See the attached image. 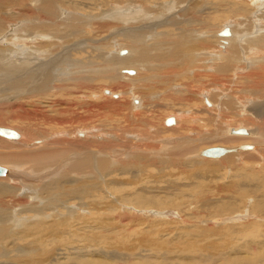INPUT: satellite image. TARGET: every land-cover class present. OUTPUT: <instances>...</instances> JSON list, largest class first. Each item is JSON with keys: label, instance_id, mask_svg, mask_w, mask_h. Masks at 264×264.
I'll use <instances>...</instances> for the list:
<instances>
[{"label": "bare ground", "instance_id": "bare-ground-1", "mask_svg": "<svg viewBox=\"0 0 264 264\" xmlns=\"http://www.w3.org/2000/svg\"><path fill=\"white\" fill-rule=\"evenodd\" d=\"M169 1L0 0V125L6 124L7 121L20 123L17 130L23 134L21 141H18L20 137L17 139L4 137L3 139V136L0 135V166L8 169V175L0 177V264H115V262L118 264L112 257L122 252L121 250H127L121 249L123 244L118 246L121 241L124 243L128 241L127 236H122L123 233L126 234L129 229L134 230V227L143 226L146 223L144 220L149 218L156 219L158 217L160 219L162 216L163 219L167 218L165 221H173V219H169L172 218L175 211H173L174 213L168 211L158 213L143 208V202H141L143 198L133 199L130 192L125 194L126 188L122 184L115 186L118 189L117 192L120 195L123 193L124 196L118 195L108 202L109 199L106 200L102 197L104 192L101 186L88 175L94 176L96 172L100 177L103 175L114 176L115 173L134 175L131 181L124 182V185L133 186L137 183L135 175L144 173L147 166L157 168L161 166V173L165 174L166 169L168 170L172 165L173 168L177 166L180 169L185 168L184 172L189 175V178H204L214 170L208 164L200 161L209 158L201 156L202 151L199 152L200 148L207 145L231 146L254 142L260 148L258 147L259 150L253 153L245 152L255 151L257 147L254 145L224 148L229 149L230 152L212 159L223 157L226 166H232V170L236 174L242 175L237 181L226 184L217 191L208 190L209 194H205L203 191L199 196H195L194 201L204 202L209 196H218L222 191L226 193L233 191L241 199L253 198L255 205L251 212L264 216V180L257 187L250 186L245 173L254 167L252 164L239 167L236 165L237 160L242 157L245 159L242 155H253L255 158L256 155L264 154V139H256L257 132L254 130V126H258L260 135L264 138V0L236 1L235 4L238 5L247 2L254 13H251L249 9H244L243 12L246 11L244 15L247 14L245 18H235V21H230L232 25L228 23L229 19H226V23L217 27V30H210L204 21V15L208 12L206 10H210L206 0H171L168 4ZM231 2L234 4V0ZM247 20H249L248 23ZM231 26L232 34L230 36H218L220 30ZM159 27L166 28L155 34V30ZM85 28H91L93 35L99 38L98 41L87 39L82 34ZM109 29L116 30L110 32ZM106 32L109 37L102 38ZM148 36H152V38H148ZM84 45H89L90 53L86 47H83L82 50L79 48ZM74 46H79L78 51H84L89 55L81 61L73 60L67 54L74 51ZM122 51H128L126 56L120 55ZM114 53L116 54L114 55ZM37 55L39 57L35 58ZM11 58L14 60L11 61ZM18 58L25 59L27 62L17 64ZM58 60L62 61L57 62ZM143 67L144 70H141ZM131 69H135L137 75L130 71ZM203 75L209 79L206 84L202 83ZM68 76L69 79H66ZM121 78L124 83L121 82ZM53 79L56 82L67 84L63 87V89L70 88L71 92L68 90L70 93L68 92L67 95H75L81 91L79 95L83 96V101L80 100V103L88 101L91 97H103L101 96L103 91H99V94L89 91L96 92L104 88L102 83L106 81L108 86L105 88L111 90L106 89L104 92L110 91L112 96L115 93L114 89L121 88L123 91L118 92L119 96L132 97L133 101L137 103L146 95L153 100L166 97V101L176 100L180 105L182 102H188L190 107L196 102L204 106L198 112H204L207 116L205 121L199 120L202 123L201 127H188V130L193 128L197 133L194 137L188 135L186 132L188 130L184 128L187 125L182 120L183 125L179 128L181 131L183 129L181 133H187V135L185 140L182 139L183 141H180L179 144L175 142L177 145L173 146V148L181 147V149L183 147L182 151L179 149V152L177 150L174 155L168 156L167 153L170 151L168 141H157L162 142L160 152L152 150L147 155H152L153 152L155 155L159 153V156H164L165 160L151 165L146 157L135 156L134 153L138 152L134 151L135 146L130 143H134V139H143L144 143L148 142L151 137L158 138L160 131L156 133L150 130L149 116L138 115L135 117L137 107L134 102L120 104L118 100L114 101L112 98L111 104L113 103L118 108L125 106L122 111H130L128 115L121 117L123 121L119 119L112 122V119L108 123H100L105 129H96V126L93 127L87 123L91 127L74 129L70 134L65 135L66 138L64 136L56 140H50L51 134L58 130L56 126L55 130L50 127L51 129L42 131H37L34 127L41 125L47 127L51 124L52 126L53 124L62 125L72 121V117H60L61 112L57 115L59 104H57L59 107L55 113L56 116L42 115L39 118L41 123L38 125L34 122L33 124L25 123L27 120L22 122L25 119L23 115L29 117L25 110V107L29 106V101L35 106L36 104L39 106L43 101L44 107L49 110L56 105L57 102L51 103L52 99L56 100L54 99L56 96L52 92ZM200 84L202 87L199 89ZM214 89H218L219 93H215ZM136 91H142L143 97L138 96ZM198 95L200 98L197 97ZM12 101L15 102L12 103ZM87 105L90 106V104ZM83 109L85 110V108ZM95 109L96 107H94ZM52 112L54 111L52 110ZM64 113L63 115H65ZM94 114H101L100 106L94 111ZM76 116L78 118L75 119V122L82 124L85 122L84 125H87L86 122L89 121L87 117L91 120L95 118V115L77 114ZM100 116L103 118L102 114ZM250 118L254 121L251 125L252 128L247 122ZM32 119L35 120L31 117L30 120ZM242 121L245 124L244 128H250L251 132L241 129L243 127H238L239 129L236 130L231 128L233 124L238 126ZM175 122L174 119L173 125L176 124ZM73 123L71 122L72 127H74ZM238 130L244 131V133L232 132ZM133 132L138 134L134 135ZM78 133L86 134L87 138L82 139L89 141V143L86 141L90 144L89 147H92L97 139H102L103 134L113 133L120 138V141L116 142L123 145L126 142L128 148L113 152L116 155H112V157H107L102 150L98 152L84 151L85 153L81 156L76 153L78 151L76 146H71L73 143H70L67 148L64 147V143L79 139ZM130 134H133L132 139L128 138ZM60 135L62 133H59ZM90 137L96 139L95 143L90 142ZM67 138L68 140H66ZM69 138L72 140L69 141ZM105 140L106 138L102 143ZM112 140L114 141V139ZM103 145L104 143L101 144V146ZM112 146H114L113 143L109 146V150L114 149ZM133 151L134 153H132ZM196 152H199L198 157H202H196L198 162H185L184 158L187 157V160H194ZM127 158L132 160L127 162ZM173 159L177 161L168 162ZM113 164L122 165L113 168ZM236 170H245V172L239 173ZM167 189L176 190V186L174 187L173 183ZM141 191L144 192V189ZM120 200L129 204L133 201L138 206L136 208L142 210L138 212L133 207L134 215H131V211L126 209L130 205L124 208ZM72 201L78 203L75 209H70L71 205L69 204ZM170 202L172 201L170 200ZM209 205L216 207L210 202ZM118 206L123 211L114 216L113 212L118 210ZM60 208H62L61 211ZM76 208L79 211H76ZM94 211H96L95 216L87 217L86 214ZM238 219L240 218L235 216L232 219L224 217L219 220L222 225H228L237 223L234 221ZM219 220L217 219L216 222ZM165 223L171 224V222ZM117 225L121 228L119 231H117ZM155 225L157 223L149 222L146 229L155 232ZM158 225L163 226L164 224L159 223ZM213 225L212 227H220L217 224ZM230 229H226L225 233L228 234ZM249 230L248 226L242 232H238L236 229L231 236L228 234L227 238L218 244L220 246L230 245L233 243V236H236V233L247 235ZM213 233L216 232L208 229L202 230V240H210L214 236ZM108 237L111 240L108 243L109 250L111 248L112 251L107 252L110 259L104 260L107 255H104L100 244ZM207 237L209 238L207 239ZM61 240L65 241L62 243L67 244V248L72 244H78L76 251L78 249L86 251L75 252L76 255L68 253L67 257H60L56 246L58 247ZM145 241L152 244L148 237ZM129 244L136 247L133 242H129ZM215 244L210 243L206 246L192 244L181 249V252L218 250L220 246ZM247 246L251 248L253 243L248 242ZM137 247L142 246L140 244ZM158 250L160 249L157 248ZM174 250V248L173 250L168 249L167 253L164 252V257ZM135 251L131 253L135 254ZM238 255L239 253H237ZM219 256L231 257L233 254L222 250L219 252ZM116 258L118 257L116 256ZM128 259L131 261V258L128 257ZM189 264H192V260H189ZM227 264H248V262L238 261Z\"/></svg>", "mask_w": 264, "mask_h": 264}, {"label": "rangeland", "instance_id": "rangeland-1", "mask_svg": "<svg viewBox=\"0 0 264 264\" xmlns=\"http://www.w3.org/2000/svg\"><path fill=\"white\" fill-rule=\"evenodd\" d=\"M170 1L168 2V4H170ZM236 1L238 2L240 0H234V4L231 2V0H206L205 1L209 5L210 10H206V12L207 11L208 12L204 15V21L206 22V25L210 28V30H212V29L217 30L221 24L226 23V21H227L226 19H229L228 23H230V21H235L236 20L235 18H245V16L247 14L244 15V13H246V11L243 12L244 9H249L251 13H254V11L251 10V7L249 6L250 4H248L247 2H245V3L243 2V3H239L242 5H238V4H235ZM248 2H250V0H248ZM235 9H236V11H235ZM241 12H242V16H241ZM248 22H249V20H247V23ZM166 24H168V23H166ZM161 26H163V24H161ZM165 28L166 27L157 28L155 30V34L162 32L163 30H165ZM231 28H232V26L230 28L222 29V30H225V29L228 30L229 31L228 35H220L219 33L222 31V30H220L218 32V36H220V37L230 36L232 34ZM167 29H170V28H167ZM109 30L111 32V31L116 30V29H109ZM207 32H208V30H207ZM82 34L87 39H91V41H93V40L98 41V39H99L98 37L93 35V31L91 28H88V29L85 28V30H84V32H82ZM107 34H108V32L104 33L102 35L103 36L102 38H105V37L108 38L109 36ZM118 38H120V37H118ZM148 38H152V36H148ZM206 39H208V38H206ZM88 46L89 45H87V46L84 45L82 47L78 46V47L81 48V50L83 47L84 48L86 47V49L88 50V53H90L91 51L88 49ZM78 47L77 46L75 47L76 51L74 48V51L72 50V51H70V53L68 52L67 55H68V57L70 56V58H72L73 60L81 61L82 59H85L89 54L85 53L84 51H81V50L78 51ZM18 48H19V46H18ZM111 50H113V49H111ZM124 51L121 52L122 54L120 53L121 56L127 54V52H128L127 51V52L123 53ZM256 53H257V55H259L258 52H256ZM111 54H113V53H111ZM115 54L116 53H114V55ZM37 57H39V56L37 55L35 58H37ZM10 60L13 61L14 58H11ZM16 61L17 62L19 61L17 64L27 62V60L22 59V58H18ZM35 61H37V59H35ZM59 61H62V60H58L57 62H59ZM141 70H144V67L141 68ZM130 71H133L134 74L137 75V72L135 69H131ZM66 79H69V76ZM201 80H204V81H202V83L206 84V83H208L209 79L206 75H203L201 77ZM121 82L124 83V80L122 78H121ZM53 83H54V87L52 88V90H53L52 92L55 94L54 96H56V97L54 99H56L57 101L56 100L53 101V99H52L51 103L57 102L56 105H54V107L49 110L48 108L44 107L43 101L41 104H39V106H38V104H36V106H35V104H31V101H29V106L25 107V110L27 112V115H29V117L27 118L26 115H23L25 117V119L22 121V122H25L27 120L25 123L30 122L29 124H33V122H34V124L38 125L39 123H41L39 118L42 115L48 114L51 116H56L55 113L58 110V107L60 105V107H62V108L59 107V110H58L59 112H57L58 113L57 115H59V113L61 112L59 115L60 117H62V118L72 117L73 118L72 121L67 122V123H63L62 125L53 124V126H52V124H51V126L48 125L47 127L44 125H41V126H44L45 128L44 127L42 128L41 126L34 127V129L37 131H42L43 129L48 130L51 128H53L52 130H55L57 127L58 130H55L51 134L50 140L51 139L56 140L57 138L59 139V137L62 138L65 135L70 134L74 129L89 128L90 125L93 127L96 126L95 127L96 129H99V128L105 129V127H103V124L110 122L112 119H113L112 122H116L117 120L121 119V117L123 115H128L130 113L129 110L122 111V109L125 108V106L118 108V107H116V105H113V103L111 104L112 100H114V101L118 100V102L120 104H128L130 102H132V103L134 102L132 97L126 96L123 98V97L119 96L118 92L123 91V89H121V88L114 89L115 93L113 96L110 95V93H111L110 91L104 92L106 89H110V88H105L106 86H108V83L106 81L102 83V86H104V88H101V89L97 90L96 92L94 90L89 91V92H92L95 94H99V91H103V94H101V96H103V97H100V98H98L97 96L91 97L88 100L89 102L85 101V102H81V103H80V100L83 101V98H82L83 96L79 95L81 91L79 93H76L75 95L70 96V95H67L68 92L70 91V88L69 89H63V87L67 85L65 82L59 83V82L54 81V79H53ZM201 87H202V85L200 84L198 88L200 89ZM61 88H62V90H61ZM215 88H217V87H215ZM71 90H72V88H71ZM138 90H140V89L138 88ZM206 90H208V89H206ZM214 90H215V93H219L218 89H214ZM64 91H65V93H64ZM55 92H57V93H55ZM72 92H74V91L72 90ZM86 92L87 91L85 90V93ZM136 92H137L138 96H140L141 98L143 97L142 91H136ZM79 96H80V99H79ZM197 97L200 98L199 95ZM76 98H78V99H76ZM112 98H114V99H112ZM167 100H168V98H167ZM14 102L15 101H12V103H14ZM182 103H181V105H182L181 106L180 103H178L176 100L169 99V101H166V97H163V98L158 99V100H153L152 98H150L147 95L144 98H142L141 101L138 100V103L136 101L134 102V104L137 107V110H136L137 115H135V117L138 115H143V117H144V115L149 116V118H148V120L150 119L149 125L151 126V128H153V129L150 128V130H152V132L154 131L156 133L160 131V133L158 134L159 135L158 138L151 137L150 140L148 142H145V143L143 142V139H138V140L134 139V141H133L134 143L131 142L130 144H133L135 146L134 151L137 150V152H138V153H134V151L132 152L135 154V156L138 155V157H143V158L146 157L148 159V162H150L151 165H153L157 162H162L165 160L163 155H162L163 157L159 156L160 155L159 153L157 155H155V153L153 152L152 155H147L152 150L160 152L162 142H157V141H161V140L168 141V143L170 144V146L168 144L170 151L169 152L167 151L168 152L167 154H168V156H170V155L172 156L176 153L177 150L179 152V149H181V147H179V148L175 147L176 149L173 148V146L177 145L175 142H178V144H179L180 141H183L182 139L185 138L187 133H188V135H191L192 137L196 136L195 134H197V133L194 132L195 130L193 128H191V130H188V127L189 126L190 127L192 126L194 128H197V126L201 127L202 123L199 120L202 119L203 121H205V118L207 115L204 112H198V110H201L200 108H202L204 106L199 104V103L194 102L193 106L190 107L189 106L190 103H188V102H182ZM45 104H47V103H45ZM57 104H59V105H57ZM80 104L84 105L85 107L80 105ZM87 104H90V106ZM186 104H187V106L185 107ZM183 105L185 108L183 107ZM204 105H205V102H204ZM98 106L101 107V114H102L103 118H101V116H100L101 114L97 115L98 114L97 112H96L97 114H94V111L97 110ZM66 107H68L69 109ZM70 107H72V108H70ZM89 107L91 110L89 109ZM94 107H96L95 110H94ZM79 108H80V110H79ZM83 108H85V110ZM88 109H89V112H88ZM52 110L54 112H52ZM63 112H65L64 113L65 115H63ZM69 112H71L72 115H70L71 113H69ZM77 114L78 115H95V118H92V120H93L92 121L91 118L87 117L89 119V121H87L86 124L90 123V125H88V124L84 125L85 122H83L81 120L80 121L83 122V124L75 122V119L78 118L76 116ZM31 115H33V116H31ZM31 117L34 118L35 120H33V119L30 120ZM169 117L174 118L176 121L175 122L176 124L166 126L165 120ZM50 118H53V117H50ZM182 120H183L184 124L187 125V126H184V128H186V130H188V131H186L187 133H181L183 131V129L181 131L179 128V127H182V125H183ZM71 122H74L73 123L74 127H72ZM247 122L250 125V127L252 128L251 125L254 122L253 119L250 118ZM100 123H103V124H100ZM4 125H0V127L3 126V128H6V129L12 128V130H15L18 134H20V139L18 141L22 140L23 134L20 130H17L18 127L20 126V123L16 124L14 122L7 121V123ZM239 125L237 126L236 124L235 125L233 124L231 126V128L236 130V129L243 127L241 129H245L248 132L251 130L248 127L244 128L243 125H245V124L243 121L240 122ZM203 127L207 128L206 126H203ZM171 128H174V129H171ZM156 130H158V131H156ZM254 130L257 132V135H256L257 138L256 139H264L260 135V131H259L258 126H254ZM58 131H59V133H62V135L59 136ZM176 132L180 135H178ZM200 132H202V131H200ZM56 133H58V134L56 135ZM156 133H154V134H156ZM78 134L79 135H77V137H79V139L76 138V140L75 139L72 140L71 138H69V141H70V139L72 141H70L69 143L68 142L64 143L65 144L64 147L67 148L70 143H73V144H71V146L72 147L76 146V148L78 149V151H76V153H79L80 155L84 154L85 152H91V150L96 151V152L102 150L105 152V155H107V157H112V155H116L113 152H118L122 148L123 149L128 148V146H127L128 144L126 142H124V145L116 142V141H120V138H119V136H117V134H113V133L103 134L102 135L103 138L102 139L100 138L101 140L97 139L96 143H95L96 139L93 137H90L89 138L90 142L95 143V144H93L92 147H89L90 144H88L89 141L87 139H82V138H87V137H85L86 136L85 133H78ZM133 134L137 135L138 133L133 132ZM133 134L128 135V138L132 139ZM66 137L67 136H65V138ZM243 137H246V136H243ZM0 138H1V136H0ZM2 138L4 139V137H2ZM104 138H106V140L108 139V141L110 140L109 141L110 143L105 140L103 142L104 145L101 146V144H103L102 141ZM112 139H114V141ZM152 139H154V140H152ZM66 140H68V138ZM98 140H100V141L98 142ZM169 140H170V142H169ZM18 141H13V142H18ZM86 141L88 143H86ZM114 142L117 144L116 146H115ZM111 143H113L115 147L112 146V148H114V149L109 150V148H110L109 146H111ZM246 145H254L257 147V149L255 151L243 150V151H248L245 153L257 152V150H259V148H260V146L254 142H246V143H241V144H236V145H231V146L213 144V145H207V146H204L203 148H200L199 152L203 151L204 149H209V148H220V147L221 148H237L239 146L241 147V146H246ZM94 146H95V148H94ZM2 149L4 150V148H2ZM183 149L184 148L182 147V149L180 151H182ZM163 150L166 152L165 149H163ZM199 152L195 153L196 156L194 155L195 156L194 160H187L188 157L184 158L185 162L197 161L196 157H198L197 154ZM240 153H244V152H240ZM95 154H97V153H95ZM231 154H238V153H231ZM81 156H83V155H81ZM242 156H244L245 159L243 157L240 158V160L236 161V165L239 167L242 165L251 166V164H252V166L254 168L252 170L246 171V173H245L246 179L249 182L250 186H254V187L259 186L261 181L264 180V154H261V156L256 155L257 156V157H255L256 159L253 157V155L250 156L247 154V155H242ZM132 158H133V156H132ZM198 158H202V157H198ZM205 159H208V160H200V161H203L204 163L208 164L210 166V168H213L214 170L209 172L206 176H204V178H200V177L199 178H189V175L187 173L185 174V172H184L185 168L180 169L178 166L176 168H173L172 165H171V168H169L168 170L166 169L165 174L161 173V168H162L161 166H160V168H157L155 166H150V167L147 166L144 170V173H142L140 175H135L136 179H137V183L133 186H130L127 184L124 185V182L125 181H131L132 176H134V175H129V176L128 175H118L119 173H115L114 176H112V175L104 176L103 175L104 177L101 176L102 178L99 175H97V172L95 173L94 176L88 175L89 178H93L96 182H98V185L101 186V189L104 192V193H102V195H103L102 197L106 198V200L109 199L108 202L112 201L118 195H120L117 192L118 189L116 188L115 185L116 184H122L123 187L126 188V191H124L125 194L130 192V194L133 195V199H142L143 198L141 200V202H143V204H142L143 208H147L151 212H158V213H166L167 211L174 213L173 211H175V213L172 215V218L169 219V220L173 219V221H165V220H167V218L163 219V217L160 215L161 216L160 219L158 217H156V219H150V218L146 219V221L144 220V222H146V223L145 224L143 223L144 225L141 224L143 226L134 227V230L129 229V231L126 234L123 233L122 236H127L128 241L126 243L121 241L118 244V246H121L123 244L121 249H127V250H121L122 252L117 253L116 256L118 258H116V256L112 257V258H115V261H117L118 264H120V263L124 264V262H126V261L127 262L125 264H189V260H192V264H227L229 262H238V261H247L248 264H264V216L262 217L256 213L251 212L252 209H254V205H255V201L253 198L241 199V197H239V195L236 192L232 191V192L226 193L225 191L224 192L222 191V193L219 194L218 196H209L207 198V200L204 202L194 201L195 196H199V194L202 193L203 191L205 194H209L208 190H210L212 192L217 191V190L221 189L222 187H224V185L229 184V183L234 182V181H237V179L242 175V174H236V172L234 170H232V166H230V167L226 166V162L224 161L223 157L217 158V159H212V158H205ZM220 159H221V161L223 160V162H221ZM131 160L132 159L127 158L126 161L128 162ZM176 161L177 160L173 159V160H169L168 162H176ZM133 162H135V160H133ZM121 165L118 166L116 164H113L112 167L117 168V167H120ZM210 168H208V169H210ZM208 169H204V170H208ZM236 171L239 173L245 172V170H236ZM204 174H206V173H204ZM204 174H202V175H204ZM173 183H174V187L176 186V190L170 191L167 188L169 186H171ZM217 185H218V187H217ZM208 187H210V189H208ZM105 188L107 191L105 190ZM142 189H144V192L141 191ZM171 192H172V195H171ZM105 195H106V197H105ZM120 196L121 197L124 196L123 193ZM170 200L172 202H170ZM121 201L122 200H120V202ZM193 201H194V203H193ZM209 202L211 204L215 205L216 207L210 206ZM121 204L124 205L123 206L124 208L126 206L130 205L129 208H126V209L128 211H131L130 212L131 215H134L132 212L133 207H135V209L138 212L142 210L140 208H136L138 206L133 201H131V204L122 201ZM180 204H181V206H180ZM69 205H71L70 209H75V207L78 206V203H77V201L76 202L72 201ZM121 209L122 208L120 206H118V210L113 212L114 216H116V214L117 215L120 214V212L123 211ZM59 210L61 211L62 208H60ZM76 211H79V210H77V208H76ZM80 213L82 214V212H80ZM95 214H96V211L90 212V214H86V215H87V217H89V216L92 217V216H95ZM75 215H78V214H75ZM235 216L239 217L240 219H238L237 221H234V222H237L234 224L222 225L221 220H219L220 218H224V217H226L228 219H232ZM217 219L219 220V222H216ZM149 222L157 223V225H155V232H154V230H151V229L148 230V228L146 229ZM165 222H171V224H167ZM159 223H163L164 225L159 226L158 225ZM218 223H220L221 225ZM207 224L209 226H201V225H207ZM213 224H217L220 227H218V226L212 227V226H214ZM247 226L250 227V230H249L247 235H244L242 233L241 234L236 233L237 235L233 236V238H234L232 240L233 243H231L230 245L223 244L222 246H220L218 244L221 241H224V239L227 238L228 234H229V236H231V234L234 230L237 229L238 232H242V230L245 229V227H247ZM116 228H117V231H119L121 229L118 225L116 226ZM229 228H231L230 232L228 234L225 233L227 231L226 229H229ZM204 229L213 230L217 234L213 233L214 236H212L210 240L203 241L201 238V231ZM222 231H224V232H222ZM169 232L171 234L168 235L167 233H169ZM147 237L152 241V244L146 243L145 240L147 239ZM208 238L209 237H207V239ZM131 239H133V240H131ZM136 240H137V242H136ZM110 241H111L110 237H108L105 240H103V242L100 244V248L103 251L104 255H107V257L104 258V260L110 259L108 257L109 254L107 253V252H110V250L112 251L111 248L109 250L108 243ZM62 242H65V241H62V240L59 241L58 247L56 246V249L58 250L60 257H63V258L67 257L68 253L69 254L74 253L73 255H76V253L86 251L85 249H80V250L78 249L79 251L77 250L78 251L77 252L76 248L78 247V244H72L69 248H67L68 245L65 243L63 244ZM129 242L130 243L133 242V244L136 245V247H135L136 249L134 248V245L129 244ZM248 242L253 243V246L251 248H250V246H247ZM137 243H140L142 247H137V246H140V244L138 245ZM210 243H216L220 247L218 248V250L209 249V250H205L202 252H190V253H182L181 252V249H184L187 246L192 245V244H198L201 246H206ZM124 245H126V246H124ZM147 246H149L148 247L149 249L147 248ZM130 248H132V250H129ZM137 248H138V250H137ZM143 248H144V250L148 249L149 251L148 250L144 251ZM157 248L160 250L157 251ZM173 248L175 250L172 253H168L167 257L166 256L164 257V252L167 253L166 251H168V249L173 250ZM66 250H67V252H66ZM133 250L136 252L135 254H132L134 252ZM222 250L232 253L233 256H231V257H220L219 252H221ZM129 252L130 253L132 252V253L130 254ZM237 253H239L238 256H237ZM234 255H236V256H234ZM128 257L131 258V261H129ZM122 260H124V261H122ZM129 262H131V263H129ZM115 264H117V263L115 262Z\"/></svg>", "mask_w": 264, "mask_h": 264}, {"label": "water", "instance_id": "water-1", "mask_svg": "<svg viewBox=\"0 0 264 264\" xmlns=\"http://www.w3.org/2000/svg\"><path fill=\"white\" fill-rule=\"evenodd\" d=\"M220 35H228V31L222 30ZM125 53V52H123ZM174 119L172 117H169L165 120V125L170 126L173 125ZM233 133H244V131L238 130V131H232ZM0 135L3 137L11 138V139H17L20 137V135L12 129H6L0 127ZM248 148H250L248 146ZM230 152L229 149L224 148H211V149H204L201 152V156L203 157H209V158H216L220 157L221 155H224L225 153ZM8 175V169L6 167L0 166V177L7 176Z\"/></svg>", "mask_w": 264, "mask_h": 264}]
</instances>
